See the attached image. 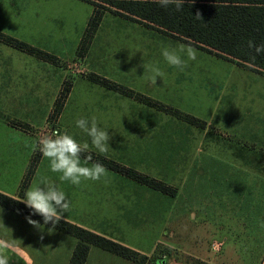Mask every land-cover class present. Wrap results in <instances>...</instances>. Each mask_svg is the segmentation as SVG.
<instances>
[{
    "label": "rangeland",
    "instance_id": "1",
    "mask_svg": "<svg viewBox=\"0 0 264 264\" xmlns=\"http://www.w3.org/2000/svg\"><path fill=\"white\" fill-rule=\"evenodd\" d=\"M93 7L85 0H0V31L55 56L50 61L0 41V156L9 159V166L0 169V187L18 191L26 167L38 156L36 174L53 176L62 191L120 193L121 198L101 201L113 209L108 213H115L123 237L149 255L160 252L149 264H186L189 255L220 263L235 252L255 258L252 254L262 253L259 236L264 234L256 219L260 196L254 184L244 192L245 184L237 180L248 170L245 159L260 158L256 151L264 147V75L111 12L84 49L80 41ZM181 46H191L197 57L184 71L168 65L162 55L164 48L179 51ZM144 65L158 67L164 77L152 84L153 74ZM92 75L202 120L206 130L194 120L100 85ZM68 82L71 93L55 115V102ZM93 117L111 139L107 154L93 149L87 166L99 159L113 161L123 170L133 168L165 182L176 194L104 164L108 183L62 182L38 148L32 151L31 145L54 133L91 146L76 121ZM35 180L31 188L42 178ZM219 239L225 241L216 253L211 245ZM232 260L229 264H242Z\"/></svg>",
    "mask_w": 264,
    "mask_h": 264
},
{
    "label": "trees",
    "instance_id": "2",
    "mask_svg": "<svg viewBox=\"0 0 264 264\" xmlns=\"http://www.w3.org/2000/svg\"><path fill=\"white\" fill-rule=\"evenodd\" d=\"M85 1L91 3L94 7L85 33L80 41V46L84 47V49L92 41L104 15L107 12H111L264 75V54H256L255 49L248 47L249 40L254 41L257 45L264 43V0H194V2L185 0L183 8L180 11L176 10L175 5L164 8L160 4L153 2V0ZM197 12L201 14L203 19H196L195 15ZM0 41L47 60H55L54 55L1 31ZM91 77L95 82L108 88L145 101L142 97L143 95L140 93H136L130 88L110 81L108 78L97 75H92ZM71 88L72 84L70 82L65 84L61 95L55 102V115L62 112L64 101L68 97ZM145 102L160 110L175 113L177 116L185 118L188 121L189 119L194 120L195 122L192 123H196L199 127L204 125L202 120L183 113L181 114L179 110L167 107L161 102L152 99H148ZM12 123L13 125L21 126V124H17L16 122ZM38 159V156H33L20 185L19 195H10L0 190V206L26 217L31 216L33 220L44 223L42 216L33 214L32 210L19 200L23 198L24 189L35 172ZM97 162L104 164L112 170L118 172L124 171L127 176L161 192L172 195L177 192L176 188H172L165 182L156 180L149 175L137 172L133 168L123 170L120 165L113 161L102 159H99ZM47 225L52 227L51 223ZM55 229L72 235L78 240L68 264H85L91 245L98 246L139 264H149L153 260V257L160 253L158 250L153 255L143 253L130 245L84 227L67 218L61 219ZM154 262L155 264L163 263L158 260H154ZM186 264L214 263L197 256L189 255Z\"/></svg>",
    "mask_w": 264,
    "mask_h": 264
},
{
    "label": "crops",
    "instance_id": "3",
    "mask_svg": "<svg viewBox=\"0 0 264 264\" xmlns=\"http://www.w3.org/2000/svg\"><path fill=\"white\" fill-rule=\"evenodd\" d=\"M130 97H132L133 100H136L140 103H143L149 107L154 108L153 105L143 100H140L134 96H130ZM158 111L166 112L160 109ZM16 128H21V127L16 126ZM205 128L206 126L200 127V129H205ZM208 133L209 132H206V135ZM1 145L3 146L4 144ZM262 145L264 146V144ZM256 153L260 154V158H257L256 154H254V157L252 158L249 157L248 159H245L244 164H246L248 170L244 172V174L241 175L242 178L237 181H241L243 184H245L243 185L244 192L251 191L249 184L250 183L254 184V189L257 191L258 195L260 196V204H261V211H260L261 216L260 218L257 217L256 219L257 220L259 219L261 223H264V158H263L264 147L262 148L261 151L260 150L256 151ZM5 166H9V159L1 155L0 169H3ZM26 172H27V167L24 176ZM37 177L47 178L52 182L54 181L53 176L42 177L40 175L38 176V174L34 172V175L31 178L29 184L24 189L23 197L26 191L32 187V184L34 183L33 181L35 180V178L37 179ZM2 179L3 177L0 178V180ZM20 185L18 187V191H16L15 193L8 192L2 187H0V190L6 193L8 192V194L11 193L14 196H17L19 195ZM64 192L66 193L68 199L71 201V211L69 213H64V217L84 227L105 234L113 239L119 240L127 245H130L133 248L143 253H149V251L144 249L140 244L132 243L131 241H129V239L123 237V229H121L120 224L118 223V218L112 217V215H114L115 213L114 214L108 213V211L113 209L106 208L105 206L106 202L101 201L106 199L121 198L120 193L101 192L98 194L91 195L87 191L76 192L74 190H69ZM91 199H97L98 201L91 202L90 201ZM251 205H252L251 203L248 204V207H251ZM248 214L249 217L251 214L250 211L248 212ZM26 218L27 217L24 215H21L15 211L0 206V239L12 241L14 245L18 248L19 252H21L24 255V257H26V261H23L22 259L17 260L15 257H13L12 260L10 261V264H68L71 255L73 253L74 247L78 241L77 238L67 233H64L60 230H57L55 228L51 229L52 228L51 226L44 225V223L41 222H40L41 228H36L32 224H30ZM260 229L261 231H264V227L263 228L261 227ZM234 235L236 236V234ZM234 235L233 237H235ZM259 238H261L259 239V241L262 244L261 246L262 253L257 255L252 254L253 256H255V258L253 259L251 258L249 259V257L247 259L240 258L239 254L235 252L228 255L226 257V260L221 261L220 263H215L211 260L208 261L214 264H229L230 262L229 260L233 261L232 259L235 258L238 262L242 264L249 263L250 261L257 264H263L264 234H261ZM223 240L225 241V239ZM239 240L240 239L235 241H239ZM232 245H236V243L233 242ZM258 248H260V246ZM85 264H139V263L123 258L119 255H116L98 246L91 245Z\"/></svg>",
    "mask_w": 264,
    "mask_h": 264
},
{
    "label": "clouds",
    "instance_id": "4",
    "mask_svg": "<svg viewBox=\"0 0 264 264\" xmlns=\"http://www.w3.org/2000/svg\"><path fill=\"white\" fill-rule=\"evenodd\" d=\"M153 2L164 8L175 5L176 10L180 11L185 0H153ZM191 2H194V0H191ZM195 17L196 19H203L199 12L196 13ZM248 47L255 49L256 54H264V43L257 45L254 41L249 40ZM162 55L168 65L180 71L187 68L189 60H196L197 58L196 52L191 46L187 48L181 46L179 51L164 48ZM184 56H186V59ZM144 67L145 71H150L153 74L151 77L152 84H156L157 77H164V73L158 67L147 65H144ZM76 126L91 138V146L87 141H77L67 133H54L42 137L38 144L31 145L32 151H36L38 148L42 156L50 161L51 171L60 174L59 179L62 182L67 181L76 186H79L82 180H102L104 183H108L107 169L101 163L96 162L91 166L87 165L93 159V149L99 154H107L111 139L109 131L99 127L95 117L90 121L86 118L78 119ZM25 146L29 147L27 143ZM19 200L25 203L33 214L42 216L44 225L51 223V229L55 228L61 219H66L64 213L71 211V201L66 193L56 183L47 178H42L39 186L28 189L24 197ZM26 219L34 227L41 228L40 222L33 220L31 216ZM260 226L264 227V223H261ZM13 257L17 260L26 261V257L19 252L12 241L0 239V264H10Z\"/></svg>",
    "mask_w": 264,
    "mask_h": 264
},
{
    "label": "built area",
    "instance_id": "5",
    "mask_svg": "<svg viewBox=\"0 0 264 264\" xmlns=\"http://www.w3.org/2000/svg\"><path fill=\"white\" fill-rule=\"evenodd\" d=\"M223 244H224V240L223 239L214 240L212 242V245H211L212 251L216 252V253L219 252L222 249Z\"/></svg>",
    "mask_w": 264,
    "mask_h": 264
}]
</instances>
